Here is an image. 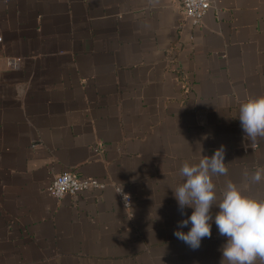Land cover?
Returning a JSON list of instances; mask_svg holds the SVG:
<instances>
[{
    "label": "crops",
    "instance_id": "obj_1",
    "mask_svg": "<svg viewBox=\"0 0 264 264\" xmlns=\"http://www.w3.org/2000/svg\"><path fill=\"white\" fill-rule=\"evenodd\" d=\"M0 38V264H221L214 222L195 250L174 235L173 191L223 145L218 200L264 199V137L237 118L264 95V0H213L199 27L182 0H0ZM64 172L105 187L56 199Z\"/></svg>",
    "mask_w": 264,
    "mask_h": 264
},
{
    "label": "clouds",
    "instance_id": "obj_2",
    "mask_svg": "<svg viewBox=\"0 0 264 264\" xmlns=\"http://www.w3.org/2000/svg\"><path fill=\"white\" fill-rule=\"evenodd\" d=\"M238 120L244 135L255 141L264 137V95L249 97L238 110ZM196 163H184L179 169L182 182L173 191L181 214L191 213L178 221L174 235L193 250L204 238H210L213 222L222 244L221 264H256L264 262V199L245 195L236 185L228 183L219 200L212 176L227 172L225 148L201 155ZM251 180H264V171L251 174ZM217 209L213 213V209ZM188 231H183L189 226Z\"/></svg>",
    "mask_w": 264,
    "mask_h": 264
},
{
    "label": "built area",
    "instance_id": "obj_3",
    "mask_svg": "<svg viewBox=\"0 0 264 264\" xmlns=\"http://www.w3.org/2000/svg\"><path fill=\"white\" fill-rule=\"evenodd\" d=\"M212 4L213 0H182L183 15L192 26L199 27L203 16L212 8ZM104 187L105 184L99 180H80L72 172H64L53 180L49 190L56 199H59L64 195L74 196L86 190L100 191ZM116 192L124 208L128 209L131 197L120 188H116Z\"/></svg>",
    "mask_w": 264,
    "mask_h": 264
}]
</instances>
